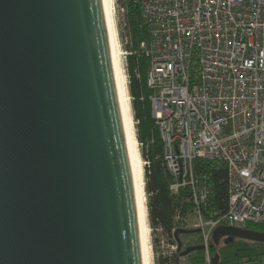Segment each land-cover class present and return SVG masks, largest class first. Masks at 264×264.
I'll return each instance as SVG.
<instances>
[{"label": "water", "instance_id": "obj_1", "mask_svg": "<svg viewBox=\"0 0 264 264\" xmlns=\"http://www.w3.org/2000/svg\"><path fill=\"white\" fill-rule=\"evenodd\" d=\"M0 264H144L104 0H0Z\"/></svg>", "mask_w": 264, "mask_h": 264}, {"label": "built area", "instance_id": "obj_2", "mask_svg": "<svg viewBox=\"0 0 264 264\" xmlns=\"http://www.w3.org/2000/svg\"><path fill=\"white\" fill-rule=\"evenodd\" d=\"M131 1L147 30L139 50L148 59L145 84L169 192L189 193L203 264H213L214 229L264 226V0ZM195 159L220 163L227 174L226 211L207 219L208 189ZM217 264H264V257Z\"/></svg>", "mask_w": 264, "mask_h": 264}, {"label": "trees", "instance_id": "obj_3", "mask_svg": "<svg viewBox=\"0 0 264 264\" xmlns=\"http://www.w3.org/2000/svg\"><path fill=\"white\" fill-rule=\"evenodd\" d=\"M123 10V33L126 37L127 55L126 65L129 77L131 108L135 121L136 139L141 147V156L144 159V186L148 198L149 221L153 230L160 229L164 234L175 238L174 233L185 227L187 216L193 215V205L186 190L176 195L169 192L171 177L166 171L161 158V141L150 114L149 91L145 84V74L148 68V59L139 50V44L147 39V30L143 24L138 7L131 0H119ZM194 172L200 182L208 189L206 203L201 207L204 219L210 213H223L227 207V174L220 163L195 159ZM217 214V215H219ZM249 230L264 233V226L252 225ZM176 239V238H175ZM236 240L244 242L234 246ZM212 256L220 255V251L234 246V261L241 256L264 257V244L234 239L232 243L223 245L217 250L211 237L208 241ZM178 251L174 259L179 256ZM192 264H203L202 251L194 252ZM192 254L188 255L190 257ZM220 257V256H219ZM224 262H231L222 260ZM156 264H172L170 259L158 257Z\"/></svg>", "mask_w": 264, "mask_h": 264}, {"label": "rangeland", "instance_id": "obj_4", "mask_svg": "<svg viewBox=\"0 0 264 264\" xmlns=\"http://www.w3.org/2000/svg\"><path fill=\"white\" fill-rule=\"evenodd\" d=\"M119 1L117 0H113V16H114V22H115V26H116V31H117V36H118V40H119V46H120V50L122 53L121 56V63H122V68H123V73L125 76V83H126V93L128 95V100H129V104H130V110H131V115H132V120H133V124H134V128H135V121L133 119V111L131 108V95H130V89H129V77H128V73H127V65H126V55H127V50L126 48V37L123 33V11L121 9V6H119ZM135 134H136V129H135ZM138 150H139V156L141 159V163H142V169H143V177H144V159L141 156V147L140 144L138 143ZM143 180L145 181V177L143 178ZM144 196H145V204H146V211H147V228L148 230V242H149V248H150V264H156L157 262V258L158 257H164L167 259H170L172 264H192V260L191 258L194 257L196 254H193L194 252L190 253L192 254L190 257L185 256V257H180L177 256V259H174V255L176 253V240L175 238L166 235L163 233V231H161L160 229H155L153 230L151 227V223L149 221V213H148V198L146 195V191H145V186H144ZM196 223V219L193 217V215H189L187 216L186 220H185V227L183 229L186 230H190L193 229L192 226ZM178 239L182 244V248L180 250V252H182L185 248H187L188 246H199L201 245L202 242V238L200 236V234H196V235H184V234H178ZM240 243H244V242H239L238 240H236L235 243V247L239 246L238 244ZM224 244H222L221 241L218 242L216 246L217 250L221 249L223 247ZM232 246L228 249H223L220 251V260H227V261H234V251H235V247ZM189 254V255H190Z\"/></svg>", "mask_w": 264, "mask_h": 264}, {"label": "bare ground", "instance_id": "obj_5", "mask_svg": "<svg viewBox=\"0 0 264 264\" xmlns=\"http://www.w3.org/2000/svg\"><path fill=\"white\" fill-rule=\"evenodd\" d=\"M107 20L110 26V38L113 48V59L116 69V79L119 85V95L122 105V114L124 117V128L127 138V146L130 152V162L133 174V186L134 196L136 202V208L139 218L140 235L142 242L143 260L144 264H150V248L148 242V228H147V211L144 196V180H143V169L142 163L139 156L138 142L136 139L135 128L132 120L130 104L128 95L126 93L125 76L123 73L121 63V50L119 46V40L117 36L116 26L113 16V0H104Z\"/></svg>", "mask_w": 264, "mask_h": 264}, {"label": "flooded vegetation", "instance_id": "obj_6", "mask_svg": "<svg viewBox=\"0 0 264 264\" xmlns=\"http://www.w3.org/2000/svg\"><path fill=\"white\" fill-rule=\"evenodd\" d=\"M219 241H221V242H222V244H224V243H225V241H226V239H225V238H222V239H220ZM224 245H226V244H224Z\"/></svg>", "mask_w": 264, "mask_h": 264}]
</instances>
